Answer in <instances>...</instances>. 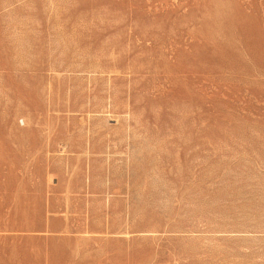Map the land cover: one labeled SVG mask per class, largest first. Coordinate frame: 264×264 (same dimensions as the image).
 Returning a JSON list of instances; mask_svg holds the SVG:
<instances>
[{
  "label": "rangeland",
  "instance_id": "obj_1",
  "mask_svg": "<svg viewBox=\"0 0 264 264\" xmlns=\"http://www.w3.org/2000/svg\"><path fill=\"white\" fill-rule=\"evenodd\" d=\"M0 264H264V0H0Z\"/></svg>",
  "mask_w": 264,
  "mask_h": 264
}]
</instances>
